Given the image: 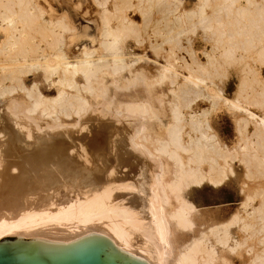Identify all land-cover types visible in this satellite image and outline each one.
<instances>
[{
  "label": "bare ground",
  "instance_id": "bare-ground-1",
  "mask_svg": "<svg viewBox=\"0 0 264 264\" xmlns=\"http://www.w3.org/2000/svg\"><path fill=\"white\" fill-rule=\"evenodd\" d=\"M41 1L0 0V239L65 242L95 232L148 264H264V0H195L179 13L182 0H113L112 7L109 0H90L98 11L95 36L76 52L65 47L78 26L67 11L51 16ZM156 6L164 21L175 12L176 20L201 25L213 40L202 51L205 59H198L191 39L183 49L191 57L178 54L183 45L174 28L157 27L147 40L161 60L151 58L153 73L139 66L150 57L126 49L129 36L143 43L128 10L146 18ZM176 39L178 52L171 45ZM245 60L255 64L242 65ZM233 64L239 81L229 96L214 76L216 68ZM35 71L54 94L35 80L26 84L25 75ZM247 71L258 83L251 91L244 86ZM138 86L146 98H118ZM200 98L229 113V141L215 127L218 116L210 120V108L195 107ZM91 112L131 122L125 140L144 159L141 176L124 170L116 129L97 149L69 135L65 125L80 122L83 129ZM41 128L44 135L31 140ZM227 181L238 185L236 206L202 210L189 198L204 184ZM127 195L132 199L125 202Z\"/></svg>",
  "mask_w": 264,
  "mask_h": 264
},
{
  "label": "rangeland",
  "instance_id": "rangeland-1",
  "mask_svg": "<svg viewBox=\"0 0 264 264\" xmlns=\"http://www.w3.org/2000/svg\"><path fill=\"white\" fill-rule=\"evenodd\" d=\"M43 1L45 3L47 2L46 5H49V8L51 9V16H53V17H54V15L57 17L59 14L64 13V11L65 12L67 11L66 13L70 15L71 19L78 26V28L80 30V33L78 32V34H77L75 40H73L72 44L65 47V49L67 51L76 52L81 47L80 45H82L83 43L91 45V43H92L91 41L93 40V37L95 36L96 23L98 21L97 20L98 19V11L96 12V8L94 5H92L90 0H42L41 2H43ZM133 1L137 2L138 0L137 1L133 0ZM194 2H195V0H182V3L179 6H177L178 10H179V11L177 10V13L183 11L184 9L190 8L194 4ZM243 2L245 3V1H243ZM112 3H113V0H109L107 5L109 7H112ZM145 4L147 5V3H145ZM172 6H173L172 7L173 9H174V7H176L174 5H172ZM160 8H161V6H158V7L156 6L155 8L153 7V10L150 11L149 15L146 18H144L142 16V14L137 9L136 10H134V9L128 10V14L137 23L136 27H138V30L136 28L137 31H136L135 35H138L137 33L139 31V34H140L141 39L143 40L142 41L143 43L139 44L137 42V39L135 38L136 36H131V37L129 36L125 40L126 49L128 51H131V52L145 53L147 56L150 57V59H145V60L140 61L139 66L142 65L143 67H145L149 71V73L150 72L153 73L156 70L155 69L156 67H155V63L152 61L153 59H151V58H154L156 56L158 59L161 60V57H159V56L155 55V53H153V51L149 47L150 46L149 41L147 40L148 35L155 32V29L157 27H162V29L164 31H167L169 28H172V29L174 28L173 33L175 32V36L176 37L178 36L177 38H179L181 40V44L183 45V47L180 44H179L180 47L177 46L178 42H180V40H178V39L175 40L174 44L172 42L171 45H174L173 50L176 49L175 51L178 52L177 47H179V53L178 54L183 55V56L187 57L188 59L191 57L188 54V52L184 51L185 50L184 45H188L189 39H191V46L195 50V54L197 55L198 59L199 60L205 59V56L202 54V51H203V49L210 48L211 45L213 44V40H211L209 38H205L206 35L204 34V31L201 28V25L199 26V24H197V26L194 27L189 22L190 20L188 18L182 19V21H184V22H182L181 19L180 20L177 19L178 20L177 21L175 19L176 18L175 14H174L175 12L169 14L170 16L168 15L169 18H171V19H169L168 21L167 20L164 21V19H162L164 12H162V8H161V10H160ZM84 11H85V13H83ZM197 20L198 19H193V21H192V19H191L192 23L194 21L196 22ZM179 21L181 22L182 26L184 25L183 29H181L182 26H180L181 24L178 23ZM166 24H169V27ZM185 24H187V25H185ZM192 27L194 29L196 28L195 32H191V29L193 30ZM178 30H180L179 31L180 34H182L181 32H183V30L185 33L187 31H189V34L183 33L179 37V34L177 33ZM186 38H188V39H186ZM157 39L159 41H161L162 37H157ZM176 41H178V42H176ZM186 41H187V43H186ZM175 43H177V45ZM171 45L165 44L164 47L168 48L169 46L171 47ZM146 62H147V64H146ZM246 63H250L251 65L255 64V62L252 60H245L242 62V65H245ZM236 69H239V67L235 64L227 65L225 67L216 68V75L214 76V80L220 86L226 87V93L229 96L234 93V91L237 88V82L239 81V77L237 75ZM247 72H248L247 76L249 78L245 82L244 86L248 90L251 91L253 88H258V83H257L255 74L250 72V71H247ZM25 76H26V79H25L26 84L30 85L33 82V80H35V81H37L40 89L44 93H47L48 95H52L55 93V88L53 86H49L47 84V82L45 80H43L41 75L39 73H37V71L31 72L30 74H26ZM6 83L10 84L11 82L9 80H7ZM139 87H142V86H138L134 91H126L127 93L126 92H119L118 98H120L121 100H128V101H129V98L131 100H137V99L140 100V99L146 98L147 94H145L143 88H139ZM155 94H156V92H155ZM167 99H169V97H167ZM154 102H155V100H154ZM155 105H157V102H155ZM195 107H197L198 109H202L201 107L210 108L211 109V111L209 113L210 120L212 118L215 119L216 116H218L217 117L218 122H217V125H215V127L217 128V131L221 132L223 129H225L224 138L227 139L228 141L234 136V127H233L232 123L230 122V115L226 111V109L223 107V105H221L220 102H217L212 108L210 106L209 102L201 101V98H200L197 101V103L195 104ZM0 112H1V109H0ZM88 115L89 116L91 115V116L89 117ZM94 116H95L96 120H95ZM97 116H98V118H97ZM101 116H103V117H101ZM84 117L85 118L88 117V118L86 120H85V118H83V120L81 121V123L84 120L86 121V122L84 121V123H82V125H84L83 129L80 128V126H79V129L77 128L78 125H80V122L77 123V125H72L70 123L65 125V128H68L71 132L72 131L74 132V133L69 132V135L71 136V135L75 134L74 137L77 135L76 138H78L80 140L82 139V141L84 142V144L86 146H88V145L90 146V147L88 146V148H93V149L96 148L97 149L99 146L100 147L105 146V145L107 146V144H105V143H107L108 135L111 133V130L113 131L114 129H116L121 134V139L123 140L121 149H120L118 154L121 158L122 165L124 166V170L127 172H131V169H133V171L131 172V175L134 176L137 174L136 175L137 177H138V175L141 176V171L144 169V166H145L144 159H142L140 157H136L131 152L130 147L127 146V140H125L126 137H128L129 133L132 130V129H129V128H132L131 122L129 120H125V119H122L121 121L117 122L113 119V117H111L108 114L102 115L100 113L97 114L94 112H91L90 114H87ZM90 118H91V120L87 121ZM99 119H101V120H99ZM64 120L72 122L73 118L72 117H64ZM98 121L99 122L102 121V122H100L99 128L96 127V126H99ZM87 124H88V127H86ZM112 125H113V127H112ZM43 128L45 131V127H43ZM43 128H41L39 130L33 129L32 130L33 135L41 134V133H42V135H44ZM89 128H91V129L93 128L92 132H90L91 129L89 130ZM85 129H87V131ZM94 129L95 130L97 129L96 132L94 131ZM41 130L43 132H41ZM83 130H85V131H83ZM75 131L77 132V134ZM93 132H95V133H93ZM90 133H91V135L89 136ZM221 133H223V132H221ZM78 134L79 135L83 134L82 136H84V135L85 136L80 137ZM86 135L88 136V138ZM64 136H66V139L70 138L68 135H64ZM91 136H93V137H91ZM61 137H63V136L60 135V137H58V138H61ZM94 137H95V139H94ZM30 139L31 140L36 139V135L34 138L32 137ZM92 140H94V141H92ZM96 140H98L97 143H96ZM94 143H95V145H94ZM97 144H98V146H97ZM234 189L238 190V185L233 181H227L226 183H224L220 187H212L209 184H204L203 186L200 187V189L196 188V189L192 190L189 194V198L192 201H194L196 204L198 202L197 205L200 206V208L202 210L214 211V209L221 207L225 204H230V202H232L234 206H236L238 204L239 199L235 198L234 194L232 193V191ZM125 198H124L125 202H128V200L132 199V196L130 195V197H129V195H127Z\"/></svg>",
  "mask_w": 264,
  "mask_h": 264
},
{
  "label": "water",
  "instance_id": "water-1",
  "mask_svg": "<svg viewBox=\"0 0 264 264\" xmlns=\"http://www.w3.org/2000/svg\"><path fill=\"white\" fill-rule=\"evenodd\" d=\"M0 264H148L90 232L70 241L9 235L0 239Z\"/></svg>",
  "mask_w": 264,
  "mask_h": 264
}]
</instances>
